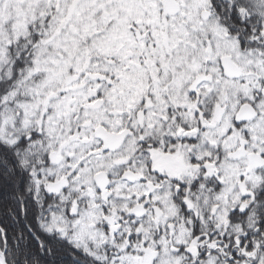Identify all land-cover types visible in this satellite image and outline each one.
<instances>
[{
  "label": "snow or ice",
  "instance_id": "obj_1",
  "mask_svg": "<svg viewBox=\"0 0 264 264\" xmlns=\"http://www.w3.org/2000/svg\"><path fill=\"white\" fill-rule=\"evenodd\" d=\"M0 264H264V0H0Z\"/></svg>",
  "mask_w": 264,
  "mask_h": 264
}]
</instances>
